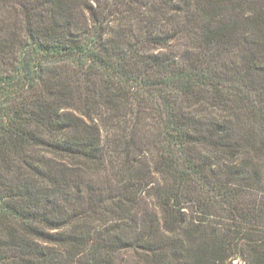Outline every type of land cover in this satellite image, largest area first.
Segmentation results:
<instances>
[{
  "label": "trees",
  "instance_id": "trees-1",
  "mask_svg": "<svg viewBox=\"0 0 264 264\" xmlns=\"http://www.w3.org/2000/svg\"><path fill=\"white\" fill-rule=\"evenodd\" d=\"M264 264V0H0V264Z\"/></svg>",
  "mask_w": 264,
  "mask_h": 264
},
{
  "label": "built area",
  "instance_id": "built-area-1",
  "mask_svg": "<svg viewBox=\"0 0 264 264\" xmlns=\"http://www.w3.org/2000/svg\"><path fill=\"white\" fill-rule=\"evenodd\" d=\"M230 264H245L243 261H241L240 259H234L232 260V262Z\"/></svg>",
  "mask_w": 264,
  "mask_h": 264
}]
</instances>
